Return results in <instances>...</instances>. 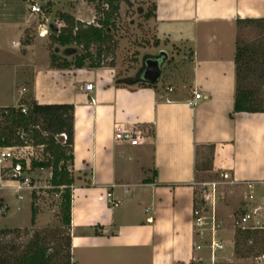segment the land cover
Returning <instances> with one entry per match:
<instances>
[{"label": "crops", "instance_id": "0c3cea01", "mask_svg": "<svg viewBox=\"0 0 264 264\" xmlns=\"http://www.w3.org/2000/svg\"><path fill=\"white\" fill-rule=\"evenodd\" d=\"M150 1L155 10L147 22L160 50L177 48L176 61L184 58L178 49L189 53L178 69L190 72L188 93L160 83L162 72L148 87L131 83L138 76L117 78L114 66L52 68L40 47L43 37L24 43L37 17L27 1L0 0V108L18 105L25 80L37 103L74 106L72 264H211L195 231L196 174L228 173L242 193L248 183L264 193V112L232 114L236 21L264 18V0ZM48 3L50 10L94 23L87 0ZM125 78L131 86L116 84ZM85 83H92L90 91ZM194 90L204 98L191 105ZM116 125L141 129L139 144L115 141ZM1 170L0 164V184ZM228 245L216 251L214 264L238 260L233 242L231 250Z\"/></svg>", "mask_w": 264, "mask_h": 264}, {"label": "trees", "instance_id": "16d2710c", "mask_svg": "<svg viewBox=\"0 0 264 264\" xmlns=\"http://www.w3.org/2000/svg\"><path fill=\"white\" fill-rule=\"evenodd\" d=\"M87 1L94 4V23H85L75 20L66 13H58V19L64 23V26L58 34L54 25L50 26L48 38L51 44L66 46L64 55L59 53L58 47L51 50L50 67L69 69L114 66L113 58L117 43L113 31L116 29V19L119 17L120 5L124 3L132 7V2L130 0ZM104 3L107 4V8L103 6ZM50 7L52 3L46 6L47 14ZM154 10L155 5L151 3L150 10L145 12L144 18L147 20L151 18ZM236 25L237 29L255 27L264 34V18L238 19ZM25 34L24 43H28V31ZM73 44L81 48L80 53L71 47ZM106 61L108 63L105 64ZM234 65L235 91L232 114L264 112V36L258 45H248L236 36ZM253 76L256 82L250 83ZM119 83L131 86L129 78L118 79L116 84ZM137 85L154 87L145 82H138ZM23 107L26 108V113L22 112ZM73 113L72 104H39L33 97L30 100L20 99L16 107L0 108V148L24 144L42 146L41 159L32 161V166L50 169L49 184L57 188L62 187L59 212L61 222L66 228L64 242L56 241L50 244L47 235L36 232L20 251L0 245V264H72L69 226L72 194L70 187L74 177L69 167L73 161ZM62 133L67 137L65 142L60 137ZM36 200V195L32 193L31 225H34L36 220ZM196 207L197 203L194 209ZM13 231L14 229H0V235H7ZM249 240H253V245H248ZM255 249L264 250L262 234L236 229L234 253L244 258Z\"/></svg>", "mask_w": 264, "mask_h": 264}, {"label": "rangeland", "instance_id": "374dc122", "mask_svg": "<svg viewBox=\"0 0 264 264\" xmlns=\"http://www.w3.org/2000/svg\"><path fill=\"white\" fill-rule=\"evenodd\" d=\"M150 7V0H138L132 4V7L126 5L121 7L119 17L116 19V29L113 31L117 43L113 58L116 77L130 75L135 78L142 69L144 58L160 56L163 60L160 83L171 82L172 86L182 87L185 93H188L190 90V72L186 69L185 71L178 69H180V65L184 61L189 59V53L186 50H184V54L178 53L181 52V49H178L177 54L184 58H178L176 61L174 52H176L177 48L160 50L163 45L156 42L153 34V27L147 22V19L144 18L145 12L150 10ZM57 18L58 10H56V8L51 9L48 12L49 24L54 25ZM40 21L41 17H36L29 28V38L32 39L33 42H35V39L38 37L36 25ZM48 36L43 37L41 40V49L46 52L49 58L51 50H54L56 47H58L59 53L64 55L66 46L52 45ZM236 36L248 45H258L264 34L257 28L248 26L237 29ZM71 47L80 53V47L74 44L71 45ZM106 63H108V61H106L105 64ZM25 75L30 78L31 72L27 71ZM255 80L253 76L250 83L256 82ZM23 86L25 87V91L21 99L30 100L32 98L30 82L25 80ZM146 132L150 131L146 130ZM27 145L31 146V144ZM27 151H33L39 157H41L42 154L41 149L33 145L32 149ZM222 174L223 173L220 175L211 170H202L196 174L195 185L197 205L201 208L199 212L201 218L199 221H196L195 231L197 233V241L205 247L212 233L211 227L214 225L216 238L223 243L224 241H228L229 245L227 248L231 250V244L234 242L236 230L235 221L241 212V203L244 193H242L238 185L230 183L229 179H223ZM35 176L38 177L37 185L42 187L33 192L37 197L35 201L37 219L35 220V224L31 225L32 194L28 190L16 192V190L12 188L14 182L10 178H7L1 171L3 182L0 184V229L8 228L14 229V231L7 235H0V245H4L7 248L13 247L14 250L20 251L26 246L32 235L36 232L47 235V240L50 244L56 241L64 242L66 228L61 222L59 212L61 202L60 189L47 187L50 179L49 169ZM212 181L217 182L214 211L209 201L204 200V195L210 192L211 185L209 182ZM19 195H23L24 198H18ZM203 208L204 210H202ZM76 251L75 260L76 258L78 259L77 256L80 254L78 250ZM205 252L209 254L208 250ZM235 256L238 260L219 264H264V262H253L251 254H247L244 258L238 257L236 254Z\"/></svg>", "mask_w": 264, "mask_h": 264}, {"label": "built area", "instance_id": "2783aa9c", "mask_svg": "<svg viewBox=\"0 0 264 264\" xmlns=\"http://www.w3.org/2000/svg\"><path fill=\"white\" fill-rule=\"evenodd\" d=\"M28 4V10L31 15H36L37 17H41V21L37 26L38 36L40 31H43L44 37L48 36L50 26L48 15H47V4L49 0H26ZM105 8H107V4H103ZM56 24V25H55ZM56 28V33L60 32V29L64 26V24L56 21L54 23ZM92 89V83H85L83 86V90L90 91ZM166 91L171 92L172 87L167 86ZM193 97L188 100V103L191 105H195L196 101L204 98L200 92L192 91ZM22 112L26 113V108H22ZM142 136V130L136 129L135 127L132 129H125L121 126L116 125L114 129V139L117 142L128 143L130 145L139 144V138ZM63 142L66 141L67 137L64 133L60 134ZM37 148L42 149V146H36ZM32 149V145H13L10 147L0 148V164L2 165V172L7 178H10L13 182V189L16 192L22 191H30L32 194L34 190L41 188L42 186L37 185V178L35 175L41 172H44L48 169L43 167L34 168L32 166V161H39L41 157L35 154L33 151L28 152L27 150ZM49 175L51 176V171L49 169ZM222 178L225 180L229 179L228 173H223ZM229 182H231L229 180ZM211 185L210 192L207 195H204V200H208L212 209L214 211L215 208V194H216V184L217 182L212 181L209 182ZM50 188L56 189L57 187L51 186L50 184L47 186ZM72 191V186L70 187ZM248 191L243 194L242 203H241V212L238 218L235 221L236 229H240L241 231H252L257 232L258 234H262L264 238V193H256L252 190L251 183H248ZM58 189H62V187H58ZM33 190V191H32ZM108 202L112 206H116L118 204L117 201H113L111 195L108 193ZM18 198L23 199V195H19ZM200 207L194 209V217L195 224L196 221H199L201 218L200 215ZM204 210V208L202 209ZM211 236L209 242L207 244L208 251L210 253V261L211 264H214V257L217 250H221L223 248V242L216 238L215 226L211 227ZM253 240L248 241V245H253ZM234 245V242H233ZM197 249L200 246L196 247ZM251 259L253 262H264V250L258 251L254 250L251 253ZM194 264H201L199 262L193 261Z\"/></svg>", "mask_w": 264, "mask_h": 264}, {"label": "water", "instance_id": "95a60500", "mask_svg": "<svg viewBox=\"0 0 264 264\" xmlns=\"http://www.w3.org/2000/svg\"><path fill=\"white\" fill-rule=\"evenodd\" d=\"M161 65L162 58L160 56L144 58L138 77L132 80L131 83L145 82L150 85L157 84L161 74Z\"/></svg>", "mask_w": 264, "mask_h": 264}, {"label": "bare ground", "instance_id": "6f19581e", "mask_svg": "<svg viewBox=\"0 0 264 264\" xmlns=\"http://www.w3.org/2000/svg\"><path fill=\"white\" fill-rule=\"evenodd\" d=\"M39 36H40V37H44V33H43V31H40Z\"/></svg>", "mask_w": 264, "mask_h": 264}]
</instances>
